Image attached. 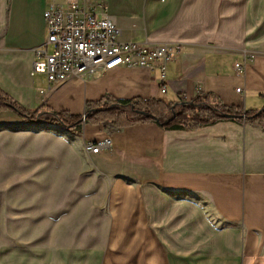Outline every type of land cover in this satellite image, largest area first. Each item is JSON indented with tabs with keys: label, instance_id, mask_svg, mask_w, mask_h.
I'll use <instances>...</instances> for the list:
<instances>
[{
	"label": "crops",
	"instance_id": "obj_1",
	"mask_svg": "<svg viewBox=\"0 0 264 264\" xmlns=\"http://www.w3.org/2000/svg\"><path fill=\"white\" fill-rule=\"evenodd\" d=\"M105 2L121 41L180 46L166 63L165 92L158 69L139 66H118L86 81L71 78L51 91L37 86L35 76L45 75L31 73V66L33 49L46 39V0H0V89L44 118L63 110L83 114L87 101L104 94L173 104L210 94L221 104L264 112V0ZM249 52L254 57L244 74H236L234 62ZM0 125L41 130L38 160L61 158L62 151L80 155L83 191L90 195L92 183L99 184L104 215L103 233L88 247L10 244L0 251V263L264 264L259 124L222 120L187 131L155 121L121 127L106 121L85 123L75 135L59 123L30 121L7 109L0 110ZM58 130L75 142L62 144ZM95 138H109L110 145L89 155L84 141Z\"/></svg>",
	"mask_w": 264,
	"mask_h": 264
},
{
	"label": "rangeland",
	"instance_id": "obj_2",
	"mask_svg": "<svg viewBox=\"0 0 264 264\" xmlns=\"http://www.w3.org/2000/svg\"><path fill=\"white\" fill-rule=\"evenodd\" d=\"M35 81L37 86L47 84L38 74ZM43 119L40 115L34 120ZM39 132L3 130L0 125V251L10 244L83 249L103 233L99 184L94 181L92 194L84 193L79 181L84 162L78 164L82 158L76 153L64 157L62 151L61 158L38 160ZM57 134L62 144L75 142L64 130Z\"/></svg>",
	"mask_w": 264,
	"mask_h": 264
},
{
	"label": "built area",
	"instance_id": "obj_3",
	"mask_svg": "<svg viewBox=\"0 0 264 264\" xmlns=\"http://www.w3.org/2000/svg\"><path fill=\"white\" fill-rule=\"evenodd\" d=\"M43 18L46 39L33 49L31 73L44 74L49 91L71 78L86 81L118 66H139L148 70L156 67L160 90L166 91V63L174 60L180 46L165 42L121 41L120 28L108 16L105 0L63 3L46 0ZM253 57L251 52L244 53L243 59L233 64L235 73L244 74L246 62ZM240 89L237 87L236 91ZM109 145V138L89 139L83 144L89 155Z\"/></svg>",
	"mask_w": 264,
	"mask_h": 264
},
{
	"label": "trees",
	"instance_id": "obj_4",
	"mask_svg": "<svg viewBox=\"0 0 264 264\" xmlns=\"http://www.w3.org/2000/svg\"><path fill=\"white\" fill-rule=\"evenodd\" d=\"M188 103L176 106L172 112L173 102H166L163 99L141 97L116 99L110 94H104L97 100L87 101L83 114H71L66 110L52 112L54 117H46L41 122L59 123L75 135L81 134L85 123L98 124L106 121L118 127L137 122L155 121L164 129L187 131L222 120L257 123L264 127V112L256 109H241L236 105H224L210 94L199 93ZM7 109L30 121H33L38 114L37 110L31 114L28 113L20 103L0 89V110Z\"/></svg>",
	"mask_w": 264,
	"mask_h": 264
},
{
	"label": "water",
	"instance_id": "obj_5",
	"mask_svg": "<svg viewBox=\"0 0 264 264\" xmlns=\"http://www.w3.org/2000/svg\"><path fill=\"white\" fill-rule=\"evenodd\" d=\"M188 102H185V101H179V102H176L175 104H173L172 105V112L175 110V107L176 106H178V105H183V104H187ZM189 104V103H188ZM262 110H259V112H261ZM219 114H221L220 112H219ZM221 115H225V114H221ZM172 116H173V114H172ZM171 116V117H172Z\"/></svg>",
	"mask_w": 264,
	"mask_h": 264
}]
</instances>
